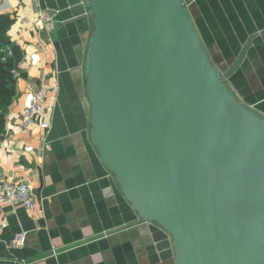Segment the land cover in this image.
Instances as JSON below:
<instances>
[{
  "label": "water",
  "instance_id": "obj_1",
  "mask_svg": "<svg viewBox=\"0 0 264 264\" xmlns=\"http://www.w3.org/2000/svg\"><path fill=\"white\" fill-rule=\"evenodd\" d=\"M89 138L175 264H264V116L228 88L183 0H83Z\"/></svg>",
  "mask_w": 264,
  "mask_h": 264
},
{
  "label": "crops",
  "instance_id": "obj_2",
  "mask_svg": "<svg viewBox=\"0 0 264 264\" xmlns=\"http://www.w3.org/2000/svg\"><path fill=\"white\" fill-rule=\"evenodd\" d=\"M186 7L228 88L264 116V0ZM0 13L14 18L7 35L23 52L0 134V181L26 183L35 203L33 212L0 204V264H175L170 235L138 218L90 142L83 63L92 23L84 1L0 0ZM28 85L44 92L48 128H38V118L23 134ZM21 231L22 246L14 239Z\"/></svg>",
  "mask_w": 264,
  "mask_h": 264
},
{
  "label": "built area",
  "instance_id": "obj_3",
  "mask_svg": "<svg viewBox=\"0 0 264 264\" xmlns=\"http://www.w3.org/2000/svg\"><path fill=\"white\" fill-rule=\"evenodd\" d=\"M40 18L46 23L48 28H53L54 23L47 13H41ZM4 52H6V50H4ZM6 54L9 56L11 55L10 49L6 52ZM27 87L30 91V96L26 107L21 110L22 121L20 127L23 134L29 132L33 127H35L36 120L38 118L40 119L37 123L38 128L42 130L48 128V123L44 118V106L42 103L44 92L33 90L29 85ZM7 121L8 120L5 119V123ZM24 151L31 153L33 151V147L28 144L24 147ZM50 151V145L45 144L44 152ZM3 203H9L10 205L20 204L28 212H33L35 210V203L31 197V189L26 183L22 181H0V204ZM5 226L6 225L3 223L2 227ZM25 235V232H18L14 236V239L19 241L20 245L22 246Z\"/></svg>",
  "mask_w": 264,
  "mask_h": 264
},
{
  "label": "trees",
  "instance_id": "obj_4",
  "mask_svg": "<svg viewBox=\"0 0 264 264\" xmlns=\"http://www.w3.org/2000/svg\"><path fill=\"white\" fill-rule=\"evenodd\" d=\"M14 23V18L0 13V134L4 131V113L15 96V73L23 52L8 38L7 32ZM3 45H9L11 55L4 53Z\"/></svg>",
  "mask_w": 264,
  "mask_h": 264
},
{
  "label": "rangeland",
  "instance_id": "obj_5",
  "mask_svg": "<svg viewBox=\"0 0 264 264\" xmlns=\"http://www.w3.org/2000/svg\"><path fill=\"white\" fill-rule=\"evenodd\" d=\"M185 5H189V3L192 1V0H183ZM10 49V46L9 45H3V51L6 50V52ZM6 52H4L6 54ZM15 73V72H14ZM7 120V119H6Z\"/></svg>",
  "mask_w": 264,
  "mask_h": 264
}]
</instances>
